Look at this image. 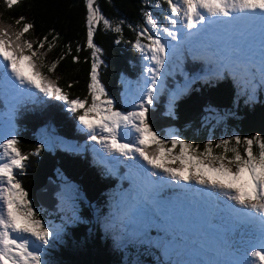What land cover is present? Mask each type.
<instances>
[{
  "label": "snow or ice",
  "instance_id": "snow-or-ice-1",
  "mask_svg": "<svg viewBox=\"0 0 264 264\" xmlns=\"http://www.w3.org/2000/svg\"><path fill=\"white\" fill-rule=\"evenodd\" d=\"M20 3L22 0H4V7L11 11ZM164 4L167 8H163ZM85 6L86 46L91 50L87 96L70 98L58 86V78L48 75L54 73L64 54L46 63L47 51H51L57 37L53 36L52 41L47 35L36 40L27 38L35 25L25 16L15 18L14 25L0 21V94L16 100L31 96L34 89L44 97L63 102L95 144L109 154L134 161L129 165L134 169L133 179L146 187L154 183L150 177L162 173L161 178L166 177L175 185L195 183L222 194L232 202L227 206L229 212L239 220V226L249 238L242 237L230 249L227 245L211 249L216 259L205 264H264V137L234 135L219 142L209 140L201 151L200 145L174 133L162 135L151 122V110L164 77L162 70L168 64L170 53L174 56L182 46H187L194 58L215 63L211 76L219 78L230 72L253 80L259 73L264 81V0H161L155 7L166 13L163 16L166 25H161L150 11H143V24L137 28L129 25L137 37L132 46L147 62L142 89L130 110L117 108L106 92L99 74L102 49L94 43V34L101 23L105 29L121 34L123 21L113 25L102 14L97 0H85ZM46 46L47 51H42ZM80 51L77 47L76 52ZM68 54H71L70 48ZM79 61V55L72 56L73 63ZM3 127L0 133V264H45L42 249L58 233L41 220L18 179L29 157L38 155L44 145L25 153L10 122H3ZM128 214L136 215L135 209L130 208L125 213ZM170 244L165 241L162 246Z\"/></svg>",
  "mask_w": 264,
  "mask_h": 264
},
{
  "label": "trees",
  "instance_id": "trees-1",
  "mask_svg": "<svg viewBox=\"0 0 264 264\" xmlns=\"http://www.w3.org/2000/svg\"><path fill=\"white\" fill-rule=\"evenodd\" d=\"M158 2L161 0H97L102 14L113 25L123 21L121 34L105 29L102 23L94 34V43L102 49L100 80L114 101H118L123 83L127 80L137 81L143 67L140 52L132 46L137 39L136 33L129 25L133 28L142 25L143 11H150L161 25H166L167 22L163 19L166 13L155 7ZM163 8H167V5L164 4ZM20 16L27 17L35 25L27 38L36 40L47 35L49 41H52L53 36L57 37L51 51H47V46L42 50L47 51L46 63H51L64 54V59L59 60L54 73L48 74L46 69L42 71L53 79L58 78V86L70 98L86 97L91 50L86 46L85 0H22L11 11L4 7V0H0V21L14 25L15 18ZM117 40L120 43H116ZM146 42L142 40V43ZM77 47L81 48L79 53L76 52ZM69 48L71 54H68ZM73 55H79V63L72 62ZM146 63L144 61V65ZM203 66L202 61L188 60L185 56L181 68L187 69V74H194V77L174 104L167 102L166 94L160 98V94L168 93L173 81L172 74L164 75L157 95L160 100L151 110L154 129L162 135L166 132L174 133L190 143L200 145L201 151L209 140L219 142L234 135L251 137L258 134L264 137V81L260 75L254 78H259L261 84L250 91L246 84L238 82L232 75L225 73L217 78L207 72L211 65L206 66V71ZM69 84L72 85L71 88L68 87ZM32 94V102H29L28 95L13 100L0 94V115L5 110L19 121L21 129L17 139L25 153L38 146L34 136L38 128L54 134L49 142L51 145L44 146L38 157L27 163L26 174L22 177L18 173V179L28 192L35 211L41 210L37 193L45 191L43 185L49 181L58 186V196L55 197L57 207L60 206L58 200H63L66 186L76 190V199L72 201V205L77 207L74 209L77 219L67 227L72 237L70 242L76 249L69 247L67 250L70 251L62 250V255L58 254L57 260L65 264L75 263L76 260L91 264L96 258L97 264H114L119 258L127 256L133 259V264H165V261H160L159 249L149 241L131 250L129 246H126L125 251L111 248L110 237L114 233L105 230L99 218L105 215L108 202L114 197L109 190L117 192L119 186L114 181L101 178L100 165L95 160L97 157L92 156L90 150L91 140L82 139L85 133L81 125L72 113L68 114L63 102L44 97L34 89ZM248 94L251 96L248 97ZM209 109L225 112V121H212L209 124ZM221 128L225 129L224 134H221ZM144 205L142 211L149 216L145 214L144 219L149 225V235L171 241L178 239L180 242L175 232L168 231L170 229L166 230L170 232L167 235L163 229L150 225L154 223L153 217H156L158 211L164 210L157 189H154L152 197ZM38 215L43 216L40 213ZM80 255L82 257L78 259Z\"/></svg>",
  "mask_w": 264,
  "mask_h": 264
},
{
  "label": "rangeland",
  "instance_id": "rangeland-1",
  "mask_svg": "<svg viewBox=\"0 0 264 264\" xmlns=\"http://www.w3.org/2000/svg\"><path fill=\"white\" fill-rule=\"evenodd\" d=\"M154 12L155 9L153 10V13ZM183 31L184 29L181 28V33H183ZM165 39L167 38L165 37ZM185 56L188 60L202 61L203 65H206V63H210L215 69V63L213 61H209L203 58H194L193 55L188 51L187 46H182L179 50H177L174 56L170 53L168 64L166 68L162 71L164 72V75L179 74L181 76L175 75L173 81L169 86L170 91L167 94V102L169 104L172 103L173 97H176L177 99L180 93L185 92V90H187L189 84L193 80L194 74L188 75L181 68V62L183 61V57ZM142 64L143 67L140 75V83L138 84L137 82L127 80L123 83L120 88L118 101H115V106L120 110H130L132 101L137 98L142 89L145 80V65L143 59ZM227 74L232 75L238 82L246 84V86L249 87L250 91L254 89L257 85L261 84V80L259 78H254L253 80H245L240 75L234 76L230 72H228ZM257 76H259V73H257ZM250 91L248 93H250ZM250 96L251 94H248V97ZM68 114L70 113L68 112ZM207 115V122H209L210 124L212 121L216 123H221L225 121L227 114L225 112H219L214 109H209L207 110ZM3 122L5 124H8L10 122L13 134L18 137L19 131L21 129L19 121L0 119V133L4 131ZM212 126L213 125H210V127ZM81 128L85 132V136L82 135V139H90V133L82 125ZM220 130L221 134H224L225 129L221 128ZM53 135L54 134L52 132L44 131L41 128H38L34 133L37 144H43L44 146L51 145L49 144V142L52 140L51 136ZM164 135L167 136L168 132L164 133ZM91 146L93 149L99 150L97 152L98 155L102 154L104 149H102L99 145L95 144V142H93L92 140ZM31 151L34 150L30 149L29 152ZM37 157L38 155L30 156L28 161L26 162V165L28 162L36 159ZM26 171L27 170L25 169L23 172L19 173L23 177L26 174ZM118 180V191L116 192L114 189L109 190V192L112 193L114 197L108 202L107 210L104 212L105 215L99 218V222L101 223V225L104 226L105 230L114 233L110 237L111 248H121L125 251L126 246H129V249L131 250L139 246L141 243H147L149 241L153 246L159 249L158 254L160 261H165V264H205V261L207 260L216 259V257L212 256L210 250L218 248V243L216 241L217 237H212L211 234L207 231V228L204 225V217H200L197 220H194L187 215V212H177L175 208L170 207L164 217L157 213L156 218L158 219H155L154 223H151L150 225L156 228L163 229L165 231L164 234L167 235H170V232H167L166 230L170 229L168 231L175 232L176 237L180 239V242L178 239L174 240L172 236H170V238H172L174 241L150 236L149 225L144 220L146 219L144 215H147V213H140L139 209L135 207L137 206L136 202L139 201V193L137 192V189L134 188L133 190L126 192V194L122 196L124 191L123 186L121 184L122 172L118 174ZM181 184L187 186L190 183L182 182ZM57 191L58 190H55L53 192L54 196L52 195L55 201L54 203L52 202L53 209L49 210L45 206L40 205L41 210L36 211L37 213L43 215L42 217H40L41 220L54 232L58 233L57 236H54L52 238L50 244L42 249L45 264H65V262H59L57 260L58 254L62 255V253L60 252L62 250H67L69 247L76 249L73 243L70 242L72 237L70 234V230L67 229V227L71 226L72 222L77 219V212L74 210L77 207L72 205V201L76 199L74 195L76 190L74 187L66 186L63 192V200H58V204H60V206L58 207L56 206L55 200V197L58 196L56 193ZM45 196L48 198V193H46ZM187 198L188 195L186 194L185 197L181 199V201L186 203ZM133 202H135V204ZM141 206L145 207L143 203H141ZM179 207L181 210H185V204H182ZM130 208L135 209L136 215H125V213L128 212ZM165 241H170L171 244L167 247L162 246V243ZM81 257L82 255H80L78 259H80ZM75 263L85 264L81 260H79V262L76 260ZM91 264H97V259L94 258ZM114 264H133V259L124 256L119 258L118 262H115Z\"/></svg>",
  "mask_w": 264,
  "mask_h": 264
},
{
  "label": "water",
  "instance_id": "water-1",
  "mask_svg": "<svg viewBox=\"0 0 264 264\" xmlns=\"http://www.w3.org/2000/svg\"><path fill=\"white\" fill-rule=\"evenodd\" d=\"M53 186H55V187H53ZM43 188L45 189V191H43V192H40V191H39V192L37 193L38 201H39V203H40L42 206L47 207L49 210H50V209H53V205H52V204H53L55 201H54V198L52 197V195H53V192H54L56 189H58V186L52 184L51 181H49L48 183H46L45 185H43ZM53 188H54V189H53ZM46 192L48 193V198H49V200H48V198L45 196ZM43 193H44L45 198H44V196L42 195ZM52 198H53V200H52ZM47 202H48V203H47ZM52 202H53V203H52Z\"/></svg>",
  "mask_w": 264,
  "mask_h": 264
},
{
  "label": "bare ground",
  "instance_id": "bare-ground-1",
  "mask_svg": "<svg viewBox=\"0 0 264 264\" xmlns=\"http://www.w3.org/2000/svg\"><path fill=\"white\" fill-rule=\"evenodd\" d=\"M7 97H9L8 95H7ZM10 98V97H9ZM136 189V188H135Z\"/></svg>",
  "mask_w": 264,
  "mask_h": 264
}]
</instances>
